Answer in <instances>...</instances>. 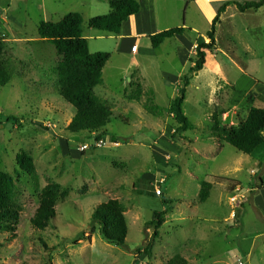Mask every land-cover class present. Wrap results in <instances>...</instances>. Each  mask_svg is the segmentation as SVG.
I'll use <instances>...</instances> for the list:
<instances>
[{
    "label": "rangeland",
    "instance_id": "rangeland-1",
    "mask_svg": "<svg viewBox=\"0 0 264 264\" xmlns=\"http://www.w3.org/2000/svg\"><path fill=\"white\" fill-rule=\"evenodd\" d=\"M59 1L61 14L78 10L73 4L77 0ZM91 1L96 6L90 18L109 12L101 11L102 5L97 4V0ZM163 1L157 0V17L171 14L179 26L185 19L187 24H196L203 32L208 22L195 4L186 7V1L167 0L164 5ZM209 5L213 10L218 6L216 3ZM42 11V0L12 3L0 0V13H3L0 16L14 27L15 36L37 35V24L43 20ZM259 15L261 20L262 11ZM12 18L22 27L15 25ZM84 18L88 22L86 14L82 17L84 34L89 31L103 34L88 28ZM228 21L229 24L223 23L224 31L219 33L216 60L233 88L221 85L208 61L197 78H190L182 103L183 116L192 128L174 136L169 127L175 130L179 123L175 121L172 107L173 102L180 99L183 83L180 80L177 88L161 75L173 72L164 65L167 62L160 56L156 62L143 60L140 71L144 85L136 89L124 81L131 69L123 70L121 76L114 74L120 67L113 59L114 68L103 71L102 82L94 90V95L112 112L105 128L107 137L100 146L95 145L94 134L68 131L74 111L57 95L54 72L57 55L52 44L34 43L30 49L26 46L28 58H22L25 68L19 75L12 72V62L7 58L11 53L4 45L3 59L13 77L8 85L0 87V170L15 179L17 174L15 186L22 213L16 239L7 241L9 235L0 234V264H166L177 256H189L190 250L200 254L201 260L219 256L214 264H264L261 245L264 237H260L264 234V207L257 206L258 211H255L245 202L238 208L241 203L232 204L230 200L234 193L242 195L241 202L253 196L246 192L252 187L250 180L254 178L247 163L249 166L259 163L264 181V147L246 156L213 137L210 130L211 116L215 114L222 119L223 111L243 94H248L245 92L250 90L255 97L264 93V32L254 30L247 16L238 14ZM246 28L249 32L244 31ZM231 32L235 36L234 49L227 48L224 43ZM189 37L194 43L201 41L200 38L196 41L193 33ZM178 47V42H171L160 51L174 69L180 65L178 58L174 60ZM41 49L45 50V59L37 56ZM88 49L92 54L111 53L105 41L90 40ZM219 49L228 53V57L220 54ZM16 53L23 52L16 50ZM253 58L258 68L253 65L258 70L256 73L247 69ZM187 73L186 69L184 76ZM249 108L247 103L238 112L236 110L235 120L228 118L229 121L240 120ZM13 118L18 122L8 121ZM169 141L178 149L168 147ZM83 144L88 148L81 152L78 147ZM22 153L32 157L36 180L16 165V156ZM242 161L247 163L235 173L234 168ZM148 174L153 180H147ZM212 176L235 179L237 190L227 195V182H217ZM257 178L253 179L256 183ZM160 180L165 181L160 185L163 194L156 196L153 187L159 185ZM201 182L212 183L213 188L205 203L197 199ZM50 183L61 185L67 190V196L55 206L56 217L48 228L36 231L30 219L38 206L37 191ZM111 199L121 202L126 210L125 249L108 245L91 230L92 209ZM163 200H168L167 204ZM230 211L237 215L235 223V220L224 221ZM159 212H164L167 222L153 240V229L146 224ZM256 234L260 236L255 239ZM146 249L149 255L145 254ZM248 250L252 257L247 256Z\"/></svg>",
    "mask_w": 264,
    "mask_h": 264
},
{
    "label": "trees",
    "instance_id": "trees-1",
    "mask_svg": "<svg viewBox=\"0 0 264 264\" xmlns=\"http://www.w3.org/2000/svg\"><path fill=\"white\" fill-rule=\"evenodd\" d=\"M231 4L236 5L241 12L257 10L264 5V0L239 3L237 1L224 3L217 11L207 32L209 43L197 46L190 74L202 70L206 52L214 51V34L220 14ZM140 6L136 0H109V12L102 16L91 18L87 22L90 29L109 35L120 34L122 24L139 12ZM82 16L78 13H68L57 22H40L37 26V35L54 47L57 55V64L54 68L56 75L55 87L57 95L74 111L68 126L71 134L86 132L94 134L95 143L105 141L106 126L110 123L112 112L106 104L94 95V89L100 84L102 72L110 59L108 53H90L87 40L82 36ZM183 28H174L169 31L150 36L151 47L155 50L166 40L181 35ZM4 43L0 41V87L12 81L13 74L5 64ZM183 87L180 90V99L173 102L172 111L175 121L179 123L171 136L191 129L186 117L183 116L182 103L185 99L188 77L182 79ZM227 111V110H226ZM226 111H223L226 112ZM17 123L18 121L8 119ZM211 135L222 141L237 152L251 156L264 145V109L251 106L243 121L236 127L223 124L214 114L211 116ZM42 127V126H41ZM173 138V137H172ZM16 165L27 173L33 180L35 165L32 157L25 153L16 156ZM17 179V174H16ZM9 173L0 170V234H8L7 241L16 239V231L20 222L22 206L18 202L15 180ZM217 182H227L228 192L237 189V183L220 177L213 178ZM261 184V180H257ZM212 184L203 182L198 193V201L206 202L209 198ZM262 188V187H261ZM260 186L258 189H261ZM38 206L30 219L31 227L36 231H44L56 217L55 206L67 196V190L57 183H50L38 191ZM251 195L253 193H250ZM167 200H163L167 204ZM126 210L118 200H107L92 209L90 215L91 230L98 234L108 245L125 249L128 233ZM165 222L164 212L155 213L154 220L147 223V228L153 229V240L158 237V231ZM150 246V245H149ZM149 248V247H148ZM146 249L145 254H148ZM166 264H187L180 256L170 259Z\"/></svg>",
    "mask_w": 264,
    "mask_h": 264
},
{
    "label": "crops",
    "instance_id": "crops-1",
    "mask_svg": "<svg viewBox=\"0 0 264 264\" xmlns=\"http://www.w3.org/2000/svg\"><path fill=\"white\" fill-rule=\"evenodd\" d=\"M13 1H15V0H10L11 3ZM136 1L139 3V6H140L139 12L137 14L129 17L127 19V21L122 24V28H121L119 35H117V36L109 35V34L104 35L106 33L98 35L96 33H92V31L91 32L89 31V33L84 34L82 32V36L84 39L87 40V43L90 40L105 41V42L109 43L110 48H111V53L110 54L108 53L110 55V59L107 62V64L105 65L103 71H105L107 68H109V69L114 68L112 66V62L114 59L116 61L115 65L120 67L119 71L118 72L115 71L114 74L117 76H121L123 70H125V72H126L128 69H131V71L129 72V75L125 77L124 81L130 87H134L136 89H140V87H141L140 84L144 85L143 76H142V73L140 71L142 61L145 60V61H149L150 63L152 61L156 62V59L159 56L163 61L167 62L164 65L167 67H170L171 70L173 71L172 73H166V72L161 73V75L165 77V79L169 82V84H171L173 86L179 87L180 80L182 81L181 78L184 76L186 69L188 70V73L185 76L188 77V86H189L190 78H192L193 76L195 78H197L198 75L204 70V68L207 67L208 61H209V66L212 67L211 71L213 73H215L216 76H218L219 82L222 83L221 85H225V86L230 87L232 89L233 87H231V85H230L231 83L228 82V79L226 78V76L222 70V66L216 60L217 59L216 52H218L217 43H218L219 37L221 36V34H219V33L221 30L224 31L223 23L228 22V24H229L228 19H233L236 17V15L239 14L241 16H247L252 21L253 26L252 25L251 26L254 28V30H258V31L260 30L261 32H264V5L260 8H258L257 10L252 9V10H247L244 12L239 11L237 9L236 5L231 4V5L227 6L225 8V10L220 14L219 21L216 24L215 34H214V43H215L214 51L206 52L205 63L203 65V68L201 71H199L197 73L190 74L191 68L193 66V64L191 63V60L194 58L197 46L201 43H205V44L209 43V39L207 38V32L210 30L212 21L215 19L218 9L226 2L237 1L239 3H243L246 1L249 2V1H257V0H183V1H186V3H185L186 7L189 6V4H195L197 9L200 11L201 15L206 19V23L208 22L206 27L204 24V28H202L203 32L199 31L200 28H197L196 24H194L193 26H192V24H187L185 19L181 22V26H179V24L176 22L177 20L171 14L165 16L164 18L163 17H161V18L157 17V11H156L157 0H136ZM166 1L167 0H164L162 3L165 5ZM97 2H98L97 4L102 5L101 11H103V10L109 11V0H97ZM60 3H61V1H59V0H42L43 20L39 21L38 24L42 21H44V22H57V21L61 20L63 18V16L66 15V13L67 14L70 13V12H66V13L62 12V14H61V11H59V9H58V6L60 5ZM212 3L218 4L217 9H215V10L211 9L212 7L209 4H212ZM73 4L78 9V10H73L74 13H78L82 10V12L78 13V14H80L82 17H84V15L86 14V18L88 19V21L91 19L90 18V17H92L91 10L96 6V4H94L91 0H77ZM4 5L6 6V9H7L8 3L5 2ZM164 10H166V7H164ZM261 11L263 13L262 18H261L262 21L259 20V18H260L259 14ZM0 14H3V13H0ZM93 17H95V16H93ZM256 19H257V22H256ZM13 21H14V23H17L15 25L19 26L20 28L22 27V25L19 24L14 19H13ZM259 21H261V23L258 24ZM86 22H87V20H86ZM175 23H177V24H175ZM38 24H37V26H38ZM10 26L11 25L9 24V21L3 20L0 16V40H1V42L4 43L5 47L8 50H10V53L12 54V55L9 54V57H7V58H9V60H11V62H12L11 65L13 66V70H15V71L12 70V72H16L19 75V74H21V72H23V70L25 68L24 61H22V58H24V59L28 58L25 53L29 52V49L31 48V46L34 43L44 44L47 41L40 39L38 37V35H34L31 37L26 36V38L21 37V36H15L16 33L12 30L14 27H10ZM229 27H231V29H233L232 26H229ZM174 28H183L184 32L181 35H178L172 39L166 40L159 48H157L155 50L151 47V45H149L150 41L145 42V41L149 40L148 38L150 36H154V35H157L159 33L169 31V30L174 29ZM244 31L249 32V29L246 28V29H244ZM190 33H193L196 35V38H195L196 41L198 38H200L201 41L200 42L197 41L195 43L192 42L190 37H189ZM231 33L232 34H230V36H226L227 38H226V40H224V43L228 45L227 48L231 47V49H234L235 47H234L233 43H235V41H234L235 36H234L233 32H231ZM135 40H138V49L135 53H132L130 51V49L133 46ZM171 42H178V44L180 45V47L177 48L178 55H175V57H174V60H176V58H178V60L180 61V65L177 66L176 69H174L172 67V64H170L168 59H166V57L164 56V53L160 52L162 50V48H164V46H166L167 44H171ZM26 46L29 48L28 50H27ZM16 50L17 51L22 50L23 53L17 54ZM246 50H248V48ZM155 51H156V53H155ZM219 51H220V54L224 55L226 58L228 57V53L225 54L222 51V49H219ZM23 54H24V56H21ZM45 55H46L45 50H42V49L38 50L37 56L39 59L44 58ZM167 58H168V55H167ZM259 59H261V58H259ZM254 61L255 60L253 58L250 61V63L247 65V69L253 73H256V72H258V70H256L258 68H257L256 64L254 65V63H255ZM253 65L255 66L256 69L253 68ZM239 72L243 73V70L240 69ZM238 79L234 82V85H236V86L238 85V81H239ZM101 82H102V78H101ZM138 85H140V86H138ZM252 86H254V85H252ZM99 93H102V91H99ZM245 93H248V94L247 95L243 94L241 96V98L236 99L235 102H233L232 104H230V106H228V110H229V107H231L230 110L229 111L227 110L226 112H224L225 113L224 116L222 117V119L220 118V121L223 124L235 126V124H238L240 121H243L245 116L244 117L241 116L240 120H237L235 123L231 122V120L229 121V119H234L238 114L237 113L238 110L243 108V106H245L247 103L250 105V107L255 106V107H259V108L264 109V103H263L264 102V93L258 97H255L256 95H254L253 92L250 90H248ZM256 103H258V106L256 105ZM236 110H237V112H236ZM188 123L190 124L189 121H188ZM191 128H192V126H191ZM170 146H176V150L178 149V146L176 144L169 141L168 147H170ZM262 147H264V145ZM244 163H247V161H244V162L242 161L241 164H237V167L234 168V172L235 173L240 172L242 170L241 166ZM246 166L248 168L250 167L248 169L249 173L251 174V176L253 173V177H254L250 180L252 187L251 188L248 187L246 192L253 193L252 194L253 196L251 199H248L247 201H246V199H245V201H242V202H241V200H239L238 203H241V204H240V206H238V208L242 207L244 205V203L246 202L245 204H250L251 207L255 211H258L257 206H260L261 208L264 207V181L262 178L263 172L261 171V173H259V170H261L259 163L255 162L252 166H249V164L247 163ZM212 177L215 178L216 176H212ZM255 178H257V180L260 179L261 184H258V182L256 183L255 180L253 181V179H255ZM151 179L153 180L151 175L148 174L147 180L151 181ZM202 183L203 182L200 183L199 189H200V186ZM259 186H260V188L261 187L262 188L258 189ZM212 189L213 188H211V190ZM161 191L163 194V190H161ZM225 193L227 195L229 193L227 186L225 188ZM232 193H234V192H232ZM209 197H210V195H209ZM197 199H198V195H197ZM192 202H194V204H195V201H192ZM196 215H198V214H196ZM206 219H208V218H206ZM236 219H237V215L234 214L233 211H230V213L224 219V221L235 220L234 221V223H235ZM166 222H167V220L165 217L164 223H166ZM259 236H258V234H256L255 239H256V237H259ZM260 237H264V234H261ZM261 245L264 247V241H262ZM247 253H248L247 254L248 257L253 256L250 254V250H248ZM188 254H189V256L184 255V254L180 255V257L182 259H184L187 264H214L217 262L218 259H220L219 256H215L213 258H210V256H208V259L201 260L200 254H198L196 251H193V250H190L188 252ZM263 260H264V256H263Z\"/></svg>",
    "mask_w": 264,
    "mask_h": 264
},
{
    "label": "built area",
    "instance_id": "built-area-1",
    "mask_svg": "<svg viewBox=\"0 0 264 264\" xmlns=\"http://www.w3.org/2000/svg\"><path fill=\"white\" fill-rule=\"evenodd\" d=\"M137 49H138V40H135L133 46H132L131 49H130V51H131L132 53H135V52L137 51ZM102 143H103V141H99L98 144L96 143L95 145H96V146H100ZM87 148H88V146L83 144V145H80V146L78 147V150L81 151V152H83V151L86 150ZM252 174H253V173H252ZM163 182H164L163 180H160V181L158 182L159 185H154L153 190H154L156 196H160V195L162 194V191H161L160 185H161ZM236 190H237V189H236ZM241 196H242V195H238V196H237V194L232 195L231 198H230L231 203H232V204H234L235 202L238 203V201L241 200V199H239V197H241ZM242 198H243V197H242ZM238 264H242V263H238Z\"/></svg>",
    "mask_w": 264,
    "mask_h": 264
},
{
    "label": "clouds",
    "instance_id": "clouds-1",
    "mask_svg": "<svg viewBox=\"0 0 264 264\" xmlns=\"http://www.w3.org/2000/svg\"><path fill=\"white\" fill-rule=\"evenodd\" d=\"M252 176H253V174H252Z\"/></svg>",
    "mask_w": 264,
    "mask_h": 264
}]
</instances>
